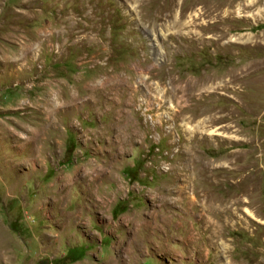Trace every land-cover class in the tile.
Returning a JSON list of instances; mask_svg holds the SVG:
<instances>
[{"label": "rangeland", "instance_id": "374dc122", "mask_svg": "<svg viewBox=\"0 0 264 264\" xmlns=\"http://www.w3.org/2000/svg\"><path fill=\"white\" fill-rule=\"evenodd\" d=\"M0 264H264V0H0Z\"/></svg>", "mask_w": 264, "mask_h": 264}, {"label": "bare ground", "instance_id": "6f19581e", "mask_svg": "<svg viewBox=\"0 0 264 264\" xmlns=\"http://www.w3.org/2000/svg\"><path fill=\"white\" fill-rule=\"evenodd\" d=\"M75 101V100H74ZM145 248V247H144ZM143 250V249H142ZM132 254V253H131ZM129 256V255H128ZM126 263V262H125Z\"/></svg>", "mask_w": 264, "mask_h": 264}]
</instances>
